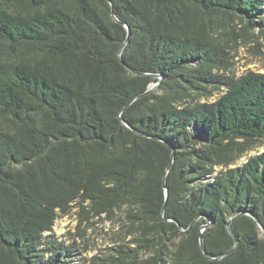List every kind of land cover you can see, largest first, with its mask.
Instances as JSON below:
<instances>
[{
  "label": "trees",
  "instance_id": "16d2710c",
  "mask_svg": "<svg viewBox=\"0 0 264 264\" xmlns=\"http://www.w3.org/2000/svg\"><path fill=\"white\" fill-rule=\"evenodd\" d=\"M256 29L264 0H0V264H68L52 233L73 208L121 213L103 264H264L236 217L264 227V152L233 168L264 141V74L216 75Z\"/></svg>",
  "mask_w": 264,
  "mask_h": 264
},
{
  "label": "rangeland",
  "instance_id": "374dc122",
  "mask_svg": "<svg viewBox=\"0 0 264 264\" xmlns=\"http://www.w3.org/2000/svg\"><path fill=\"white\" fill-rule=\"evenodd\" d=\"M250 33L251 40L248 44L239 41L235 50L228 49L227 68L217 71V76L227 80L239 79L250 73L264 74V32L256 29ZM227 90L228 87L222 85L221 89L212 91L213 93L204 97L202 101L214 103ZM263 152L264 141L258 140L250 149L244 151L233 168L241 167ZM216 171L219 172L220 168ZM120 215L121 213H117L115 217H109L104 214L80 223L78 208H73L69 215L59 217L52 235L55 240L69 248V252L62 255V260L68 264H103L104 260L109 259L115 253L114 250L122 244L121 238H124L125 242L131 239L125 236L127 230L120 221Z\"/></svg>",
  "mask_w": 264,
  "mask_h": 264
},
{
  "label": "water",
  "instance_id": "95a60500",
  "mask_svg": "<svg viewBox=\"0 0 264 264\" xmlns=\"http://www.w3.org/2000/svg\"><path fill=\"white\" fill-rule=\"evenodd\" d=\"M115 19H116L117 22H119L120 24L124 25V26L127 28L128 32H129V33H128V37H127L125 43L123 44V46H122V48H121V52H122L123 49H124V47L126 46V44H127L128 41H129V37H130V29L128 28V26L125 25V23L120 22L116 17H115ZM155 76H156V78L158 79V81L155 82V83L152 85V87H151V89H150V92H151V91H154V90H156V89H158V87L160 86V84L162 83V81H163V79H164V76H163V75H155ZM147 137H148V138L155 139V140L160 141V142H163V143H168L167 141H165V140H163V139H160V138H155V137H151V136H147ZM171 148H172L171 160H170V163H169L168 166H167V169H166V176H165V180H164V186H165L166 196L168 195V189H167V187H166V181H167V178H168L170 172H171L172 169H173V166H174V164H175V157H176V149L174 148V146H172ZM165 209H166V203H165V205H164V207H163V210H162V213H163V214H164V212H165ZM242 215H247V216H250L251 218H253V219L256 221V223L258 224V226H259V228H260V230H261V232H262V234H263V236H264V227L262 226V224H261V222H260V220H259V218H258L257 216H255L254 214L249 213V212H242V213H240L239 215H237L236 217H239V216H242ZM236 217H234L233 219H231V220L228 222V224H227V228H228L230 234L235 238V240H237V237L234 235V233H233V231H232V229H231V224H232V222L234 221V219H235ZM174 222H176V221H174ZM196 222H197V220H194V221L192 222V224L189 226V228H187V229H184L182 226H180L179 228H180V230H181L182 233H187L188 231H190V230L195 226ZM210 224H211V223H210V220L208 219V223L205 224V225H202V226H201V228H200V244H201V249H202L204 255H205L208 259H210V260H214V258L211 257V256H209L208 253H207V251H206L205 239H204V235H203L204 232L207 230V228L209 227ZM234 248H235V247H234ZM234 248H233V249H234ZM233 249L230 250L228 253H230L231 251H233ZM215 259H216V258H215Z\"/></svg>",
  "mask_w": 264,
  "mask_h": 264
}]
</instances>
